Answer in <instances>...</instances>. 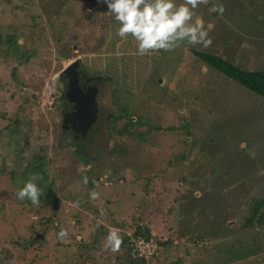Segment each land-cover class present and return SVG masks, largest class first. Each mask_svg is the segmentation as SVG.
I'll return each mask as SVG.
<instances>
[{
    "label": "rangeland",
    "instance_id": "obj_1",
    "mask_svg": "<svg viewBox=\"0 0 264 264\" xmlns=\"http://www.w3.org/2000/svg\"><path fill=\"white\" fill-rule=\"evenodd\" d=\"M90 2L0 0V115L8 120L15 114L22 124L6 138L9 122L0 119V167L6 169L0 174V264H79L87 257L85 264H125L126 245L115 253L105 251V238L118 225L122 238L129 233L127 226L141 199L153 203L143 208L151 235L169 244L163 264L175 259L181 264H264V206L251 227L242 228L253 206L264 200V104L191 53L211 54L246 71H263L264 0H210L196 12L206 27L213 25L211 46L185 42L174 51L146 56L135 54L132 39L117 37L101 5ZM213 4H222L224 12H211ZM110 20L115 21L114 16ZM9 36L18 48L6 44ZM72 61L101 84L99 102L112 117L119 113L118 101L128 95L135 98L131 121L147 117L154 129L144 143L119 145L114 137L103 144L122 154H110L103 147L94 163L64 162L67 144L57 146L56 110L48 106L62 94L58 75ZM32 94L36 100L30 99ZM177 115L192 123L190 138L197 146L189 157L190 167L170 162L167 151L172 142L163 131L179 126ZM122 123L117 120L116 128ZM42 156L46 159L37 174L43 179L35 182L45 202L18 205L10 185L18 189ZM89 159L93 160L90 154ZM86 170L99 173L91 187L82 182ZM106 170L116 171V179L107 180ZM162 189L158 200L155 195ZM93 190L100 193L98 200L89 198ZM76 201L79 207H73ZM45 220L87 246L80 258L77 247H67L61 255L58 251L63 249L56 247L51 232L39 233L37 223ZM29 239L33 244L28 245ZM19 242L28 248L20 249L15 245ZM258 249L254 256L241 257ZM149 264L162 262L151 259Z\"/></svg>",
    "mask_w": 264,
    "mask_h": 264
},
{
    "label": "trees",
    "instance_id": "obj_2",
    "mask_svg": "<svg viewBox=\"0 0 264 264\" xmlns=\"http://www.w3.org/2000/svg\"><path fill=\"white\" fill-rule=\"evenodd\" d=\"M90 4L91 3H95V4H99L97 2V0H90ZM89 4V6H91ZM100 8H102L100 6ZM104 8H102L101 10H103ZM6 44H8V46L12 47L15 46L16 48H18L17 46V41H15V39L13 38V36H9L7 38ZM2 47V44L0 43V49ZM2 53V51H0V54ZM192 56L194 58H196L197 60H199L200 62H202L205 66L211 68L212 70H215L216 72H218L219 74H221L225 79H227L230 83L235 84L239 87H241L243 90H245L246 92L250 93L251 95L258 97L261 99V102H263L264 104V70L263 71H259V70H254V71H246L241 69L240 67L236 66L234 63L226 61L220 57L211 55V54H204V53H200V52H191ZM126 95H128L126 93ZM134 99L130 97V95H128V98L126 100H123L121 102L118 101V103H116V107H117V111L119 113L115 114L114 117H112V115L109 113L108 109L105 108V112L109 113V120H107L109 122L110 127L107 129V132L109 134H107L108 139H112L115 137L116 139V144L117 142L119 143V145L125 143V142H130V141H135L138 143H144L145 142V138L146 136H148L151 132H154V129L151 130V126H150V122L147 119V117H143L141 116L137 121H131V117H129V112L131 109V106L134 103ZM178 114V113H177ZM13 115V114H12ZM0 119H3L6 122H9V125L7 127L4 128V131H8L7 133H4L6 136V138L8 137H12V135L15 133L16 129L18 128V125H22L20 124V119L18 116H16L15 114L13 115L12 119L8 120L6 119V117H3L0 115ZM117 120H121L122 125L120 129L116 128V121ZM28 122L25 120V118H22V122ZM96 121V127L100 130V125H101V120H97ZM177 121H178V125L176 128L174 126H169L167 128L164 129L163 133L167 134L168 136H170L171 138V142L170 145H168L167 147V151L169 152V154L171 155V160L170 162L176 161L179 162L178 164H185L188 163L189 167H190V159L189 157L191 156L193 150L196 148L197 144L195 140H192L190 137H192V128L190 130V126H191V121L188 120L185 117H182L181 115H177ZM149 124L148 126L146 124ZM142 130V131H141ZM156 131H159V129H156ZM101 133L96 132L94 130L90 131L88 133V139H95L96 145L95 146H100L101 142H103V134L102 137L100 136ZM67 134L63 135V140L65 142H67V148H68V155L71 159L67 157H63L64 162L66 163H73L75 166H80V165H86L87 164V160H89V158L86 160V158L81 155L79 152H74L73 149L75 148H79L78 142L76 143V145L74 143H72V141L70 140L69 137H67ZM57 137V136H56ZM166 138V135H165ZM59 139V138H58ZM59 143L61 144L63 142L62 139L57 140ZM186 145V146H185ZM106 149V148H105ZM159 150H162V147H158ZM14 148L11 150L13 151ZM40 151V149H38ZM107 152V151H106ZM110 154L113 155H118L119 153L122 154V152L120 151H114L113 149H109ZM98 155H95L94 158H97L98 156H100L101 152L96 153ZM121 157V156H119ZM43 159H46L45 157H40L38 161L35 162V165H33L34 170H31L29 172H31L33 175L37 174L38 172H41L42 170V165L43 163ZM12 161V159H11ZM96 160L93 159L92 162L94 163ZM13 163V161H12ZM74 168V167H73ZM8 172V179L13 181L14 180V173L9 170ZM5 174L6 173V169L5 167H0V174ZM114 173H117L116 171L114 172H110V174L107 175L106 179L109 180H114ZM95 175H99V173L97 172H92V171H84L81 173V177L87 176L88 177V183L87 186H92L94 181L98 180V176ZM20 178V177H19ZM21 180H23L22 178H20ZM116 179V178H115ZM29 180V178L25 179L23 181V184H20V187L17 189L16 186L14 185H10L12 186V188L15 191V199L17 204L21 205V206H30L33 205L31 203L30 200H19L17 199V193L18 191L24 186V184ZM22 182V181H21ZM110 183V182H109ZM19 186V184H18ZM98 187V186H96ZM161 193L163 195L164 193V189H162L160 192L156 193V198L158 200L159 199V194ZM43 195L41 194L40 198H39V202H45V200L42 198ZM176 199H172V202H175ZM152 203V202H151ZM150 202L144 201L143 199H141L139 201L140 207L137 205L138 208L134 209V214L131 215V225L127 228L129 229V233L126 232V235L123 236V245H126V261L125 264H149V260L154 259L155 263L158 262V259L161 260L162 264L164 261H166V256L164 254V252L169 249V244L163 242L161 239H159L156 235H151V224L149 223V221L146 219V214H143L144 209L146 208L147 204L152 205ZM159 203V202H158ZM144 206V207H143ZM264 206V200L259 201L258 204H255L252 208V211L249 215V217L245 220V224L242 225V228H250L252 224L251 221L255 218V216L258 215V210L259 208ZM147 213V212H146ZM263 214V213H262ZM144 215V216H143ZM264 216V214H263ZM261 214H259L258 218L260 221L263 220V217ZM41 220V219H40ZM112 220V219H111ZM112 223L114 224V221L112 220ZM257 224V223H256ZM37 225L40 227V234L42 236H45L47 234L48 231H50V236L52 238H54L56 240V247L57 248H61L63 250L58 251L59 253H61V255H63V253H66L67 247L70 246H75L78 248V257L80 258V254L82 252H84V250H86L87 246L83 245V243H81L80 241H74V235H71V233H69L68 238L64 239V240H59L57 238L58 233L60 232V228L57 226H50L48 224H46V220L42 223L41 221H38ZM115 225V224H114ZM116 228L122 229L121 225H118ZM76 235V234H75ZM38 237V236H37ZM37 237L35 236V239H37ZM201 238V237H200ZM136 239H142L144 241H149L153 244L154 246V250L152 252V254L146 256H140V257H132L130 256L129 253V246L131 245L132 241H135ZM263 239V238H262ZM38 240V239H37ZM204 239H201V242H203ZM33 240L29 239V244L31 245L33 244ZM38 242L42 245L43 241L38 240ZM16 246L21 247L20 249H27L28 245L24 246L21 245V243H16ZM228 248H230L228 246ZM260 249V248H259ZM255 250L252 251L249 254H246L245 256H241L244 258H247L249 256H254L256 254H258L260 251ZM190 250L189 248H187V250L184 252L185 255H190ZM165 257V260H164ZM88 261V257L87 258H83L80 259V263L79 264H85ZM236 261V260H235ZM170 264H181L179 259H175V261H171Z\"/></svg>",
    "mask_w": 264,
    "mask_h": 264
},
{
    "label": "clouds",
    "instance_id": "obj_3",
    "mask_svg": "<svg viewBox=\"0 0 264 264\" xmlns=\"http://www.w3.org/2000/svg\"><path fill=\"white\" fill-rule=\"evenodd\" d=\"M102 2L107 6V13L114 16L119 25L116 35L121 39L131 37L135 42L136 55L146 56L159 51L171 52L185 42L191 46L201 45L205 48L212 44L209 31L213 25L209 23L206 27L205 21L196 12L201 5H208L210 0H182L180 3H177V0H102ZM210 11L222 14L224 7L222 4H213ZM108 174L110 171L106 170V175ZM38 179L43 177L39 174L31 175L18 191L17 199H27L33 205H39L42 191L35 182ZM82 182L86 186L88 177H82ZM89 198L93 201L98 200L100 193L93 190L89 193ZM79 204L80 201H76L73 207H79ZM120 231L119 228H110L103 250H110L113 253L120 251L123 244ZM68 236L69 231L62 228L57 238L64 240ZM135 241L128 247L130 256Z\"/></svg>",
    "mask_w": 264,
    "mask_h": 264
},
{
    "label": "flooded vegetation",
    "instance_id": "obj_4",
    "mask_svg": "<svg viewBox=\"0 0 264 264\" xmlns=\"http://www.w3.org/2000/svg\"><path fill=\"white\" fill-rule=\"evenodd\" d=\"M70 76L71 74L67 76L61 74L58 75V79L61 83L62 94L58 98H56L55 100L56 102L54 101L52 105L48 106L50 110H56V116H55L56 123H54V127H55L54 130L56 131L57 137L54 140L60 141V139H62L61 142L67 144V142L63 140V135L67 134L68 135L67 137L70 138L72 143L76 145V143L78 142L79 148L73 149L74 152L76 151L79 152L81 155H83L86 158V160L89 158V154H90L93 159L94 155H98L96 153L102 152L101 151L102 148L107 147L103 144V142L108 139L107 134L109 133L107 132V129L110 127L109 122L107 121L109 120L110 116L105 112L104 106L99 102L100 97H102V87L101 84L99 85L96 84L95 77H93L87 71H85V69L82 68L79 63L78 69L75 71V74L72 75L73 79H75L74 84L81 90L82 94H84L89 88L91 89V91L95 93L93 97L94 103L91 104L90 107H87V109L92 110V117L94 119L96 118L97 120H101L100 130L104 136V139L101 146L95 147L96 145L95 139L92 142L88 141V133L90 131L94 130V128H95L94 131L96 132L99 131V130L97 131L98 128L95 126V122H93V125L91 126L90 129H88L83 133H80V131L79 132L75 131L76 129L74 125L75 122L72 121L74 118H71L73 113L72 107L74 104L71 103V96L67 95L66 93L69 91V87H68L69 83L72 82V77ZM25 96H27V94ZM29 96L31 97V95ZM61 144H58L57 146ZM106 151H109V147L105 149V152ZM90 162H92L91 159L87 160V163Z\"/></svg>",
    "mask_w": 264,
    "mask_h": 264
},
{
    "label": "water",
    "instance_id": "obj_5",
    "mask_svg": "<svg viewBox=\"0 0 264 264\" xmlns=\"http://www.w3.org/2000/svg\"><path fill=\"white\" fill-rule=\"evenodd\" d=\"M78 68V62L77 61H73L71 63H69L68 65H66V67H64V69L61 71V75H69L71 74L70 77H72V82L69 83L68 87H69V91L66 92L67 95L71 96V103L74 104L73 105V113L71 118H74L72 121L75 122L74 125L76 127L75 131L80 133H83L85 131H87L88 129L91 128V126L93 125V122L96 121L95 119L92 117V110H88L87 107H90L91 104L94 103L93 101V97L95 95V93L93 91H91V89H87V91L82 94L81 90L74 84L75 79H73V76L75 74V71ZM23 94L26 95L27 91H23ZM35 95H31V99L35 100ZM96 126V125H95ZM95 130V128H94ZM99 129H97L98 131ZM99 133H101L100 131H98ZM100 136L102 137V134H100Z\"/></svg>",
    "mask_w": 264,
    "mask_h": 264
},
{
    "label": "built area",
    "instance_id": "obj_6",
    "mask_svg": "<svg viewBox=\"0 0 264 264\" xmlns=\"http://www.w3.org/2000/svg\"><path fill=\"white\" fill-rule=\"evenodd\" d=\"M153 250L154 246L150 240L144 241L142 239H137L132 247L131 256L138 257L143 255L147 257L148 255L152 254Z\"/></svg>",
    "mask_w": 264,
    "mask_h": 264
},
{
    "label": "crops",
    "instance_id": "obj_7",
    "mask_svg": "<svg viewBox=\"0 0 264 264\" xmlns=\"http://www.w3.org/2000/svg\"><path fill=\"white\" fill-rule=\"evenodd\" d=\"M97 2H98V0H97ZM98 3H99V5H101L102 8H104L103 10H101L102 8H100V6H99L100 11H102L101 14L107 16V17H106V19H107L106 23L109 24V22H111L110 27L113 28V30H114V32H115V34H116V30H117V28L119 27L118 23H117L116 21H111V20H110L111 15L107 13V11H108V10H107V6L102 2V0H99ZM116 36H117V35H116ZM117 37H118V36H117ZM119 38H120V37H119ZM120 39H121V38H120ZM127 39L130 40V39H132V38H131V37H128Z\"/></svg>",
    "mask_w": 264,
    "mask_h": 264
}]
</instances>
